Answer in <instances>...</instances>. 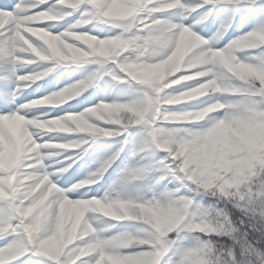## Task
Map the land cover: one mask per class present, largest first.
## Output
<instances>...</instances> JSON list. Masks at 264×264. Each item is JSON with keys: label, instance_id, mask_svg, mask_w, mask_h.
Returning a JSON list of instances; mask_svg holds the SVG:
<instances>
[{"label": "snow or ice", "instance_id": "snow-or-ice-1", "mask_svg": "<svg viewBox=\"0 0 264 264\" xmlns=\"http://www.w3.org/2000/svg\"><path fill=\"white\" fill-rule=\"evenodd\" d=\"M0 264H264V0H0Z\"/></svg>", "mask_w": 264, "mask_h": 264}, {"label": "rangeland", "instance_id": "rangeland-1", "mask_svg": "<svg viewBox=\"0 0 264 264\" xmlns=\"http://www.w3.org/2000/svg\"><path fill=\"white\" fill-rule=\"evenodd\" d=\"M66 79H67V76H65V78L62 79L60 84H58L56 87L62 88L64 86V83H65ZM68 82H71V81H68ZM43 83L44 82L41 81L38 84L33 85V87L28 90L29 92H33L37 87L40 88V91L35 92L34 96L29 97L30 99L31 98L40 97L41 95H45L46 96V95L49 94V92L46 91L44 87H41V85ZM84 95H87V93H85ZM81 99H83V97H81ZM73 103H75V101H73ZM85 106H87V105H85ZM64 107L67 108L68 105L65 104ZM51 135L56 137V141L57 142H62V141H65V140H74V139H76V137L79 134H51ZM45 139H48V137H45ZM65 154H67V153H65ZM85 174H86V172H84V171H81V172L77 173L76 169L74 168V169L70 170V172L67 175L70 177V182L71 183H75L77 180L83 179Z\"/></svg>", "mask_w": 264, "mask_h": 264}]
</instances>
